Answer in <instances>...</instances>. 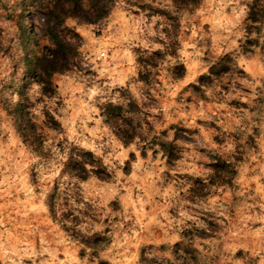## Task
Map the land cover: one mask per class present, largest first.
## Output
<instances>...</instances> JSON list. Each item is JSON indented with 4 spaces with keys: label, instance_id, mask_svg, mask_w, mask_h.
<instances>
[{
    "label": "rangeland",
    "instance_id": "374dc122",
    "mask_svg": "<svg viewBox=\"0 0 264 264\" xmlns=\"http://www.w3.org/2000/svg\"><path fill=\"white\" fill-rule=\"evenodd\" d=\"M85 10L0 0V264H264V0Z\"/></svg>",
    "mask_w": 264,
    "mask_h": 264
},
{
    "label": "trees",
    "instance_id": "16d2710c",
    "mask_svg": "<svg viewBox=\"0 0 264 264\" xmlns=\"http://www.w3.org/2000/svg\"><path fill=\"white\" fill-rule=\"evenodd\" d=\"M66 4L69 11H86L87 8L88 12H91L95 8L104 9L105 6L112 3L114 0H63ZM189 0H186L188 2ZM94 3V5H93ZM254 10L249 14L251 18L254 19ZM28 61H32L29 56L26 57ZM34 71V69H32ZM113 108H116L114 106ZM21 130L25 133L26 139L35 147L41 145V134L37 132L33 126V123L28 114L23 116H19ZM42 153V150H41ZM65 162L64 167L62 169V174H67L71 176V178L85 181L90 178L91 175H96L97 177L101 178V168H100V161L95 157L92 152L89 151H76V153H72ZM74 184L72 182H64L60 179L55 181L53 186V191L51 194V198L49 201V208L51 210V214L56 217L59 216L63 218V221L66 223L67 213H64V205L69 203V198L73 194L74 191Z\"/></svg>",
    "mask_w": 264,
    "mask_h": 264
}]
</instances>
